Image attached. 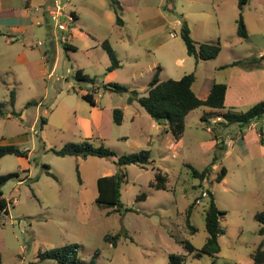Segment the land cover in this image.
<instances>
[{
	"label": "rangeland",
	"instance_id": "rangeland-1",
	"mask_svg": "<svg viewBox=\"0 0 264 264\" xmlns=\"http://www.w3.org/2000/svg\"><path fill=\"white\" fill-rule=\"evenodd\" d=\"M39 1L43 0H32V10ZM117 1L122 25L116 24L109 0H59L66 16L63 22L59 19L61 28L57 20L39 14L40 25L33 22L12 44H5L0 35V145L28 152L26 158L0 159V176L16 175L0 185V264H58L39 262L38 254L69 245L78 246L71 250L76 264H90L93 259L95 264H166L169 254L181 255L183 264H253L251 254L260 246L264 250V235L258 233L261 225L255 220L264 211V117L250 129L228 126L212 120L216 118L206 119L209 109L201 107L186 116L184 133L175 141L128 98L131 91L146 92L157 67L159 81L193 74L197 97L205 95L211 82L227 85L233 69L218 70V66L264 55V0H247L241 9L238 0ZM8 3L12 9L24 10V0ZM240 15L246 39L236 35ZM183 22L195 42L219 41L221 50L215 59L196 62L186 54L180 37ZM103 41L119 63L111 72L106 71L111 61L100 45ZM237 68L262 70L258 75L264 76V60ZM77 70L93 78L94 85L77 81ZM236 81L231 80L234 100L242 97L233 107L228 101L226 111L244 113L255 104L249 98L252 80L244 77L238 87ZM108 83L128 91L110 92L104 89ZM86 92L102 110L100 135L92 143L112 150L115 157H59L51 151L86 138L79 121L90 118L92 108L81 98ZM114 109L122 111L120 125L113 122ZM142 150L149 151L148 163L124 167L122 208L107 216V208L95 203L97 179L117 172L118 157ZM213 158L203 181L191 177L186 165L201 171ZM222 168L226 175L217 183ZM157 173L167 178L165 190L149 187ZM202 190L224 212L216 257H195L198 251L189 254L185 249L188 242L200 250L207 238L204 209L209 198L200 197ZM140 193L145 200H137ZM190 205L193 234L184 222ZM117 233L121 238L116 246L104 242L105 235Z\"/></svg>",
	"mask_w": 264,
	"mask_h": 264
},
{
	"label": "trees",
	"instance_id": "trees-1",
	"mask_svg": "<svg viewBox=\"0 0 264 264\" xmlns=\"http://www.w3.org/2000/svg\"><path fill=\"white\" fill-rule=\"evenodd\" d=\"M247 0H238L239 9L246 4ZM109 8L112 10L116 16V24L122 25L121 19L118 17V12L120 11V5L117 0H109ZM236 35L242 39L247 38V33L243 25V20L241 15L237 20V30ZM180 37L186 48V54L192 56L195 61H207L215 59L221 50L219 41L216 42H195L190 37L189 29L186 23L181 24ZM66 47V45H63ZM101 47L106 51L110 58V65L106 69L107 72H111L119 68V63L115 59L114 53L107 41L101 43ZM264 60V55L259 58H251L248 60H237L233 61L228 65H223L220 69L233 68L242 66L244 68H249L253 64L259 63ZM160 68L157 67L152 79L150 80L147 90L145 93H138L136 91H131V95L128 98L129 102H136L158 125L164 126L166 132H170L175 140H179L185 130V117L192 111L206 107L212 111L206 114V119L209 118H220L224 125L237 124L239 126L248 127L255 120L264 117V100H261L251 106L244 113H234L231 111H224V97L226 92V85L224 83H213L207 96L204 99H200L192 90V84L194 83L195 77L193 74H188L182 76L178 80L167 79L164 81H159L158 73ZM75 79L79 82L94 85L95 81L93 78L88 77L83 74L81 70H77L75 73ZM104 89L110 92L123 93L128 90L114 83H108L104 85ZM95 92L92 88L91 92ZM91 92H86L81 95L82 100L90 104V106H95L94 97ZM14 101V92L10 93V103ZM35 103H29L27 106H31ZM2 105L0 104V113ZM2 114V113H1ZM122 111L120 109L113 110V122L116 125H120L122 122ZM40 124H44V120L40 118ZM261 143L264 142L261 140ZM220 148V147H219ZM51 151L59 157L74 156L79 158L87 157H97V158H112L115 157V153L105 148L103 145L94 146L90 138L81 140L79 143H68L60 149H51ZM28 152L22 151L13 145H0V159L7 155H14L16 157H27ZM149 151L142 150L136 154L123 155L117 158L116 166L117 172L113 175L100 177L96 181L97 196L95 203L101 208H107L106 215H111L117 213L121 210L122 205L120 201V187L124 182L126 177V172L124 167L129 164H135L139 166H144L148 163ZM216 158H213L211 163L206 166L201 171L193 169L190 165H186L190 170L191 177L203 181L211 170L212 165L215 163ZM48 175H51L47 172ZM226 175V170L224 168L216 174L215 182L220 183ZM15 174H7L5 176H0V185H3L10 179L15 178ZM167 181L166 176L161 173H157L155 180L149 183V187L156 190H165V183ZM209 198L207 206L204 209V225L207 233V238L200 250H196L190 243H185V249L189 254L194 253L195 257L200 254L207 255L210 257H216L219 252L218 237L223 234V229L220 226L219 219L224 215V212L219 210L215 205L212 195L207 192ZM146 195L140 193L137 200H145ZM193 205H190L184 213V222L187 230L190 234L196 232V228L192 226L189 222L190 214L192 212ZM128 209H124L127 212ZM255 220L261 225L258 233L264 235V211L255 216ZM121 234L117 233L114 235L107 234L104 236L103 240L105 243L112 246H116ZM124 239H128L127 235H123ZM78 248L77 245H69L63 248L53 249L49 252H44L38 254V261L43 260H53L58 264H76L77 261L71 256V251ZM96 257V256H95ZM253 264H264V250L261 246L251 254ZM95 259L91 260L90 264H95ZM1 262V257H0ZM166 264H183V257L177 254H169Z\"/></svg>",
	"mask_w": 264,
	"mask_h": 264
},
{
	"label": "crops",
	"instance_id": "crops-1",
	"mask_svg": "<svg viewBox=\"0 0 264 264\" xmlns=\"http://www.w3.org/2000/svg\"><path fill=\"white\" fill-rule=\"evenodd\" d=\"M31 2H32V0H24V10L21 12L17 9H12L9 6L8 0H4V2H3L4 4H0V35H3L5 37L4 38L5 44H12V42H15L18 39V36H16L18 34L23 36L27 32V29L33 25V22H35L36 25H40L41 17L38 16L39 14H41L47 20H50V19L53 20L55 18L56 14H59L60 15L59 19H61L60 21L61 22L65 21L66 16H65V13L63 12V6L60 5L59 0H43L42 2L39 1L38 2L39 4L36 5L33 10L31 8ZM48 4H52V7H54L53 8L54 10H52ZM32 11H34L37 15H35V16L32 15L31 14ZM74 16H75L74 12H71L69 17H70V19H73ZM9 36H11L12 38H9ZM64 44L68 48H74V47L68 45L67 43H64ZM235 61H237V60H235ZM223 65H228V64H222V65L218 66V70H224V69H220V67ZM231 69H233L231 71V74H232L231 78L232 79H230V82H228L227 85L225 84L226 85V92H225V97H224V107H225L224 111L227 110L226 105H227L228 101H229V106L233 107L235 105H238V103L236 104L235 102L238 99H241V97H242V96H238L234 100V97H236V95L233 94V87L231 86V84H232L231 80H237L236 81L238 83L237 87L239 86V84L243 83L244 77L247 78L249 81L252 80V86L253 87H252L251 94L249 97L250 101L253 102L252 104H254V103L256 104L257 102L264 100V76H261V79H260V77L258 75V73L259 74L263 73L262 70L261 71L253 70V72H252V70H250L249 72H247V71H245V69H240L237 67L236 68L233 67ZM247 76H249V77H247ZM240 81H242V82H240ZM213 83L214 82H211L210 86L207 88L206 93L203 97L198 96L200 99H204L207 96V94H208ZM229 99H233V100H229ZM91 108L92 109L90 111V118L89 119H80L79 118V121H81V123L83 124L82 129L84 130V133H85L83 135L86 138H90V139L94 138L95 135L96 136L100 135V129H101V124H102V119H101L102 110L97 107L96 101H95V106H91ZM210 111H212V110L209 109L206 112L208 113ZM94 115H97L98 117L95 118ZM212 120L218 122L221 119L217 118V119H212ZM221 123H222V121H221ZM82 124H80V126L78 127L79 131H81V125ZM251 127H252V124L250 126H248L247 128L250 129ZM162 128H163V131L165 133H167L164 130V126H162ZM86 138H84V139H86ZM214 138H215V140H214L213 144L215 146L216 143L218 142V140H217L218 138H216V137H214ZM179 140H175V141H179ZM222 141H223V145H226V141H224V140H222Z\"/></svg>",
	"mask_w": 264,
	"mask_h": 264
},
{
	"label": "built area",
	"instance_id": "built-area-1",
	"mask_svg": "<svg viewBox=\"0 0 264 264\" xmlns=\"http://www.w3.org/2000/svg\"><path fill=\"white\" fill-rule=\"evenodd\" d=\"M59 17H60V15H59V14H56L54 20H57V23H56L57 27L61 28V24H60V22H59ZM200 197H201V198H206V197H207V192H206V190H202V191H201V193H200ZM198 203H200V199H196V204H198Z\"/></svg>",
	"mask_w": 264,
	"mask_h": 264
}]
</instances>
